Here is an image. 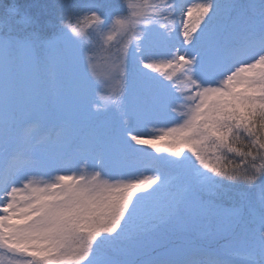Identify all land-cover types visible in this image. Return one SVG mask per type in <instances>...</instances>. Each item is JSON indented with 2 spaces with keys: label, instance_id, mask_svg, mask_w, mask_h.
I'll return each instance as SVG.
<instances>
[{
  "label": "snow or ice",
  "instance_id": "1",
  "mask_svg": "<svg viewBox=\"0 0 264 264\" xmlns=\"http://www.w3.org/2000/svg\"><path fill=\"white\" fill-rule=\"evenodd\" d=\"M35 6L55 40L0 0V264H264V0Z\"/></svg>",
  "mask_w": 264,
  "mask_h": 264
},
{
  "label": "rangeland",
  "instance_id": "2",
  "mask_svg": "<svg viewBox=\"0 0 264 264\" xmlns=\"http://www.w3.org/2000/svg\"><path fill=\"white\" fill-rule=\"evenodd\" d=\"M194 0H179L180 3L186 4L190 6ZM17 4L19 5L22 13H27L31 17L37 20V24L25 29L23 24L18 25V29L21 30V34L25 31H32L36 30L39 32L40 37L43 41L55 40L57 35V28L55 25L58 24L56 16L52 13H43L39 7L35 5L38 4H47L52 5L56 2V0H16ZM155 2V0H152ZM187 8V7H186ZM185 9V8H184ZM186 11V9H185ZM179 13V12H178ZM177 13V14H178ZM180 16V17H178ZM182 20V15H176L175 22L180 24ZM93 44L99 46L100 40L95 35L92 34L90 37ZM43 51V50H42ZM102 122L107 125L111 126L114 123H117L119 117L115 114H109L108 116L101 117ZM174 124L172 122H159V123H152L146 126H142L139 128V131L144 133V138L150 139L154 138L155 136L161 135L162 130L166 127H173ZM42 136V130L37 128L36 131V138L40 139ZM167 139V138H165ZM161 147L164 146L165 141L158 142ZM139 149L135 153H127L119 158L118 166L116 167L115 171L117 173H128L133 175H152V161L156 158H160L161 160L163 157L167 156L168 154L161 151L156 153L154 149L149 146H137ZM170 171V170H169Z\"/></svg>",
  "mask_w": 264,
  "mask_h": 264
},
{
  "label": "trees",
  "instance_id": "3",
  "mask_svg": "<svg viewBox=\"0 0 264 264\" xmlns=\"http://www.w3.org/2000/svg\"><path fill=\"white\" fill-rule=\"evenodd\" d=\"M201 2H203V0H194L193 1V3H201ZM186 7H187V5L186 4H183V10L185 11V9H186ZM185 8V9H184ZM177 15H181V13L179 12ZM178 17H180V16H178ZM181 18V17H180Z\"/></svg>",
  "mask_w": 264,
  "mask_h": 264
}]
</instances>
